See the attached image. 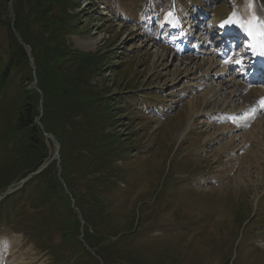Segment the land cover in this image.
Wrapping results in <instances>:
<instances>
[{
    "label": "rangeland",
    "instance_id": "374dc122",
    "mask_svg": "<svg viewBox=\"0 0 264 264\" xmlns=\"http://www.w3.org/2000/svg\"><path fill=\"white\" fill-rule=\"evenodd\" d=\"M94 1L68 6L78 25L68 45L102 52L104 68L96 77L102 95L139 99L136 107L109 110L115 116L102 126L105 134L119 135L124 152L102 210L114 234L108 264H264V114L248 116L252 102L232 101V85L215 95L231 78L207 71L212 59L222 67L213 52L227 47L219 42L220 28L248 6L264 16V0H187L185 9L172 12L167 0ZM15 3L0 0V55L7 53ZM11 92L7 104L16 100ZM151 104L152 116L134 113ZM5 122L0 114V183L12 159L11 144L3 141ZM46 138L50 162L59 164V144ZM75 176L81 206L89 208L78 168ZM18 179L0 189V264H105L85 245L93 259L82 250L64 252L56 215L33 208L37 203L27 192L9 202L29 183V177ZM91 218L99 232L106 229L92 208ZM122 232L128 237L118 242Z\"/></svg>",
    "mask_w": 264,
    "mask_h": 264
},
{
    "label": "trees",
    "instance_id": "16d2710c",
    "mask_svg": "<svg viewBox=\"0 0 264 264\" xmlns=\"http://www.w3.org/2000/svg\"><path fill=\"white\" fill-rule=\"evenodd\" d=\"M78 4L79 0H16L15 21L7 27V53L0 55V114L6 119L3 141L10 142L12 154L2 170L0 189L17 178L19 181L29 177L25 190H20L9 202L27 192L37 203L33 208L49 209L56 215L64 252L82 250L93 259L85 245L108 264L115 243L111 241L114 234L113 228L108 227L110 220L102 210L113 193L112 182L117 181L118 163L124 152L119 135L105 134L102 126L105 123L106 129L115 116L109 110L116 112L117 106L136 107L139 99L122 95L109 100L102 95L96 83L104 68L102 52H81L68 45V38L78 25L67 8H77ZM76 18L79 23L83 21L79 16ZM12 90L17 93L14 105L7 104ZM134 113L144 119L137 109ZM44 133L53 135L59 144V164L50 162L51 151ZM76 168L83 173L81 181L86 185L83 201L86 198L90 201L89 208L81 206ZM70 199L75 200L73 208ZM91 208L97 225L106 228L102 232L92 226ZM68 213L70 218L66 220L63 217ZM127 237L122 232L117 241Z\"/></svg>",
    "mask_w": 264,
    "mask_h": 264
},
{
    "label": "bare ground",
    "instance_id": "6f19581e",
    "mask_svg": "<svg viewBox=\"0 0 264 264\" xmlns=\"http://www.w3.org/2000/svg\"><path fill=\"white\" fill-rule=\"evenodd\" d=\"M229 21L234 22L226 23L224 25L225 30L231 32L241 31L243 34H245L246 39L248 41H251L250 51H252V55L258 56V59L261 62H264V32L256 23V21H259L260 25H264L263 15L256 9V7L248 6L247 9L244 10V13L238 12V15H236L234 18H231ZM249 32H251L252 35H249ZM90 46L93 47L96 46V44L91 43ZM193 58H190V60H192ZM241 63V59H236L233 57L231 59H228V66L221 64V69H217L218 64L216 65L215 59L210 60L207 71H209L210 68H214V70L216 71V77L225 75L226 77L231 78L224 80V84L216 86L214 94L217 95L219 92L225 91V87L227 85H232L233 92L230 93L231 96H234L232 101L235 99V97L250 100L252 102V109L249 110V112L264 114V83L260 82L255 85H248L241 80L236 81V77L232 75L231 69L233 68V66L236 65L242 67ZM205 65L206 63H203L202 65H199V68H202Z\"/></svg>",
    "mask_w": 264,
    "mask_h": 264
},
{
    "label": "water",
    "instance_id": "95a60500",
    "mask_svg": "<svg viewBox=\"0 0 264 264\" xmlns=\"http://www.w3.org/2000/svg\"><path fill=\"white\" fill-rule=\"evenodd\" d=\"M31 64H32V66L35 68L33 60H31ZM35 84H36V82L34 83V85H35ZM38 123H39V125H41L40 120H38ZM46 136L49 137L54 143H56V145H58L57 142H56V140H55V138H54L52 135H47V134H46ZM57 155H58V154H57Z\"/></svg>",
    "mask_w": 264,
    "mask_h": 264
},
{
    "label": "snow or ice",
    "instance_id": "6c2138e0",
    "mask_svg": "<svg viewBox=\"0 0 264 264\" xmlns=\"http://www.w3.org/2000/svg\"><path fill=\"white\" fill-rule=\"evenodd\" d=\"M231 22H234V21H228V22H226V23H231ZM222 26H223V25H222ZM249 35H252V33L249 32Z\"/></svg>",
    "mask_w": 264,
    "mask_h": 264
}]
</instances>
